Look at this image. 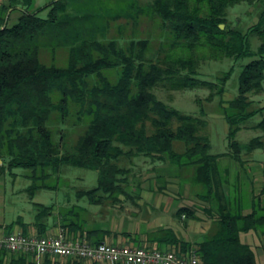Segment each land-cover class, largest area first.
Returning a JSON list of instances; mask_svg holds the SVG:
<instances>
[{
	"label": "trees",
	"instance_id": "16d2710c",
	"mask_svg": "<svg viewBox=\"0 0 264 264\" xmlns=\"http://www.w3.org/2000/svg\"><path fill=\"white\" fill-rule=\"evenodd\" d=\"M96 1L54 0L32 11L34 0H11L0 8V157L3 160L0 173L7 167L33 171L50 167L59 172L63 164L97 170L98 186L80 191L79 197L100 206L112 201V207L124 209L126 201L134 198L124 186L131 170L121 166L122 158L143 155L183 165L194 163L205 186L203 198L215 199L218 204L219 229L196 245L180 241L171 229L163 237L152 240L160 243L173 240L175 250L183 253L194 250L202 264H257L254 250L241 240V233L250 229H262L264 233V207L256 206L247 215L230 210L217 181V169L220 157L231 155L240 159L243 150H252L263 143L258 136L242 144L237 136L243 124L264 109H250L251 95L264 91V7L258 22L246 32L229 27L227 16L230 7L243 2H260L264 6V0H154L145 7L128 6L133 12L145 11L161 19L164 28L175 35L171 46L182 45L191 52L189 57L176 59L169 55L170 60L165 63L156 57L148 38H131L121 43L117 38L104 36L107 16L115 19L138 14L122 7L113 10L106 3L109 0ZM47 8H50L48 17H41L40 13ZM14 10H19L21 15L17 23L10 25ZM253 34L262 39L258 50L252 48ZM42 46L69 48L68 66L44 63L40 58ZM199 49L210 50L214 59L252 58L241 72L238 96L224 106L229 152L211 153L210 137L201 134L206 121L170 106L153 90L169 80L174 87H206L217 89L214 95H224L232 70L218 82L200 79ZM70 119L74 120L73 124L85 126L73 147L60 127ZM148 122L154 127L152 133ZM176 122L178 125L174 127ZM257 127L264 131V118ZM57 132L61 135L59 142L55 140ZM177 139L188 145L184 153L174 149ZM49 177L50 174H45L41 179L46 181ZM32 178L35 182L28 189L33 198L38 190L53 188L39 185L40 176ZM35 204L39 208L35 226L43 236L55 208ZM75 207L60 213V223L69 238L87 237L97 244L118 235L111 228L90 224L82 217L86 207L79 205V211ZM176 216L192 217L193 210L182 207ZM24 229L28 235L27 224ZM123 234L132 237L134 244H128L144 245L137 234L126 231ZM22 254L21 264H26L27 255L31 254ZM70 260L72 264L83 262ZM29 264L37 263L30 259Z\"/></svg>",
	"mask_w": 264,
	"mask_h": 264
},
{
	"label": "rangeland",
	"instance_id": "374dc122",
	"mask_svg": "<svg viewBox=\"0 0 264 264\" xmlns=\"http://www.w3.org/2000/svg\"><path fill=\"white\" fill-rule=\"evenodd\" d=\"M54 0H34L32 11H35L41 7L46 6ZM154 0H109L106 3L113 10L119 11L125 8L126 11L133 12L131 6L138 7L139 5L145 7L150 5ZM11 0H3L0 8L4 4H10ZM98 3V0L96 1ZM128 7V8H127ZM263 4L257 2L255 4H249L246 2L237 4L230 7L228 10L227 24L231 28L239 29L246 32L251 26L256 24L259 20L261 11L263 10ZM50 8L44 9L40 16L47 18ZM135 10L133 13L137 17L133 16H120L115 18L107 16L105 20V32L104 36L108 38H117L122 43L125 40L131 38L145 39L148 38L152 42L153 51H156V57H161V63H165L168 60V56L171 58H181L191 56V52L188 49H184L182 45L171 46L172 40H175V35H172L168 29L164 28L163 21L155 16L148 15V12L139 14ZM14 14L9 21L10 25L17 23L21 12L14 10ZM132 15V14H131ZM105 16V17H106ZM225 27V26H224ZM172 35V36H171ZM262 43L260 36L253 34L251 36V44L253 50H258ZM162 49L163 52L158 53V50ZM198 55V77L203 80H209L218 82L220 77H223L226 72L232 70V75L227 82V91L224 95L213 94L216 90L206 87L195 88H178L174 87L171 81L167 80L165 83H161L153 90L158 97L165 101L172 107L177 108L182 113L198 116L206 121V124L202 127L201 134L210 137L212 153H222L229 150L228 143V123L226 121V112L224 106H227L229 98L236 97L239 94L240 87V75L244 65L249 63L252 58H243L235 60L229 57H223L221 59H214L210 50L199 49ZM70 50L67 47H59L53 49L50 46H42L40 51V58L44 63L55 64L59 67H66L69 64ZM182 75H185V71H181ZM234 97V98H235ZM254 98L255 104L250 109L259 107L260 104H264V91L259 94L251 95ZM225 101L224 103L222 101ZM261 119V114L254 117L248 124H255ZM74 120L70 119L66 124L61 125L62 131L67 136V141L70 142L69 146L73 147L78 140L79 135L84 131L85 126L73 124ZM178 125V122L174 124V127ZM149 132L154 131V127L151 122H148ZM245 135V136H244ZM259 136L258 130L247 131L239 133L237 139L242 144H247L251 139ZM61 135L57 132L55 134L56 142H59ZM188 148L186 142L182 140L174 141V149L177 152L184 153ZM229 160V159H226ZM222 160V163L226 162ZM121 166L129 168L131 171L127 175L128 180L134 181L142 178H151L150 186H164L168 185L169 178L177 177L178 182H173L171 186H185L188 182V189L191 193L197 192L205 188L204 184L198 178V169L194 163L179 164L173 161L167 160H153L150 157L138 156L132 159L122 158L120 161ZM2 165V164H0ZM50 174V177L44 181L41 179L43 175ZM40 176L37 181L39 185H48L53 187L52 189L42 188L37 191L33 198L29 187L35 182L32 177ZM160 180H156V179ZM176 180V179H174ZM173 180V181H174ZM99 184V172L97 170L76 167L74 165L63 164L59 172L54 171L52 168H41L37 171L24 167H14L12 169L6 168L0 173V202L5 204V208L8 209L6 214V220L8 223L12 222L20 214H24L26 220H34L36 214L39 212V208L35 203H43L45 205H53L56 210V217L53 216L52 221L56 223L59 221L61 211L69 212L72 206H76L75 209L79 211V205L86 207V210L82 211V217L88 219L90 224L94 226H122V222L126 220V217H131L132 208L131 201H126L124 209L114 208L110 205V202L100 206L92 205L87 198H80L79 192L82 190H90L97 187ZM132 186V192H140L139 189L133 188L136 183H130ZM125 188L131 190L128 184L124 185ZM124 198V196H121ZM0 206V208L3 207ZM78 206V207H77ZM127 207H131L130 211H127ZM55 212V211H54ZM142 213V211L140 212ZM160 213V212H159ZM141 215V214H140ZM139 220V225L142 228L149 224V220H158L165 218L164 214H158L157 212L146 211V214H142ZM187 218V217H186ZM149 219V220H148ZM174 219V218H172ZM184 219V217L182 218ZM175 220V219H174ZM177 220V219H176ZM10 221V222H9ZM171 221V219H170ZM170 221L167 223L169 224ZM166 222H160L164 225ZM124 225V223H123ZM152 226V225H151ZM127 228V227H126ZM146 229V228H145ZM142 231V230H141ZM12 233V232H10ZM15 233V232H14ZM145 234H152L154 232H143ZM166 232L157 233L158 236L163 237ZM85 239H88L85 237ZM106 242V241H103ZM116 242V241H108ZM145 246V244L143 245ZM32 255V254H31ZM33 257V256H32ZM34 258V257H33Z\"/></svg>",
	"mask_w": 264,
	"mask_h": 264
},
{
	"label": "crops",
	"instance_id": "0c3cea01",
	"mask_svg": "<svg viewBox=\"0 0 264 264\" xmlns=\"http://www.w3.org/2000/svg\"><path fill=\"white\" fill-rule=\"evenodd\" d=\"M2 1L3 0L0 1V5L2 4ZM14 13V11L11 13L10 19ZM234 97L229 98V100L234 99ZM251 99L253 101V106L255 104V100L253 97H251ZM263 107L264 104H260L259 107L253 108L252 110H260ZM259 114H261V119L259 121L253 125L247 123L251 122V120ZM257 115L245 122L239 133L243 132V134H245L247 131L258 130L259 136L262 138V145H258L252 150H243L241 152L240 159L234 158L231 155H224L218 159L217 181L226 194L228 207L234 213L245 215L252 213L254 207L256 206L264 207V131L257 127V124L264 118V109L260 110ZM226 152H229V150ZM222 160H226V162L222 163ZM169 179L168 185L155 187L149 185L151 178H142L134 181L128 180V186H130L129 184L131 182L136 183L133 188L135 187L140 190V192L134 193L132 190H135L132 189V186H130L131 190H128L127 188L128 192L135 199L134 200L131 198L129 200H132L130 203L131 207L136 208H132L133 212H131V217H126V220L122 222V226L116 227L115 225H105L106 228H111L112 230L118 232L117 236L111 235L107 237L105 241H116L120 244H134L132 237L123 234V232L126 231L131 232L134 236L137 234V237L139 236L142 244H145V246H152L161 250H169L176 248V244H174L173 240L163 241L160 243L158 241H153L152 237L154 239V237L158 236L157 233H163L167 229H171L174 231L180 241L190 242L191 244L196 245L197 243L206 239L208 236L213 235L219 229V207L215 199L210 200L203 198L205 188L191 193L188 189L190 186L188 182L185 184V186H171L173 182H178V179L177 177ZM156 180L159 181L160 178H157ZM2 205L3 203L0 202V206ZM131 207H127V211H130ZM182 207L191 208L193 210V216H183L184 219H182L183 217H177L176 212ZM7 211L9 210L5 208L4 204L3 207L0 208V240L14 232L24 234V224L28 225V235H39V230L35 226L36 219L29 221L26 220L24 214H20L11 220L12 222L9 221L10 223H8L6 220ZM141 211L142 213H140ZM146 211L157 212V215L164 214L163 216H166V219L161 218L160 222L166 223L161 225L157 219L153 220L152 218L151 220L148 219L149 224L142 228V226H140L141 223L138 220L142 217L138 216L140 214H146ZM55 213L56 210L49 218V227L46 230L45 235H57L61 231L65 232V229L62 228L60 223L61 217L59 218L58 222H51L53 216L56 217ZM169 221L170 223L167 224ZM136 224H140L138 228L136 227ZM147 231L154 233L151 235L148 233H143ZM241 240L244 243L249 244L254 250L257 264H264V233L262 232V229H250L248 231H243L241 233ZM22 255V252L13 253L7 249H0V262L1 264H10L11 262L15 264H21ZM27 258L28 260L26 261V264H29L30 259L37 264L73 263L70 258H54L36 255H27ZM80 264L105 263L83 261Z\"/></svg>",
	"mask_w": 264,
	"mask_h": 264
},
{
	"label": "built area",
	"instance_id": "2783aa9c",
	"mask_svg": "<svg viewBox=\"0 0 264 264\" xmlns=\"http://www.w3.org/2000/svg\"><path fill=\"white\" fill-rule=\"evenodd\" d=\"M0 249H7L13 253L22 252L105 264H202L194 250L183 253L175 249H151L131 244L116 245L108 242L93 244L88 239H71L64 231L57 235L45 236L12 233L0 240Z\"/></svg>",
	"mask_w": 264,
	"mask_h": 264
},
{
	"label": "water",
	"instance_id": "95a60500",
	"mask_svg": "<svg viewBox=\"0 0 264 264\" xmlns=\"http://www.w3.org/2000/svg\"><path fill=\"white\" fill-rule=\"evenodd\" d=\"M222 27H224V25H222ZM3 163V160H2V158L0 157V164H2Z\"/></svg>",
	"mask_w": 264,
	"mask_h": 264
}]
</instances>
